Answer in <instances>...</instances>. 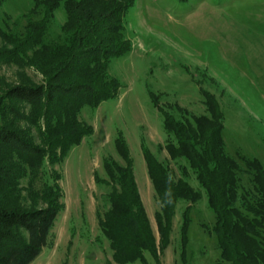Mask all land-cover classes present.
Masks as SVG:
<instances>
[{"label":"rangeland","instance_id":"1","mask_svg":"<svg viewBox=\"0 0 264 264\" xmlns=\"http://www.w3.org/2000/svg\"><path fill=\"white\" fill-rule=\"evenodd\" d=\"M45 5L47 0L0 1V54L18 45L27 37L29 26L41 19L48 23L42 30L47 41L64 42L70 28L63 2L46 17ZM124 24L132 47L111 59L108 67L109 74L121 83L118 93L94 108L85 105L62 116V120L77 116L85 126L91 124L93 132L72 145L62 162L46 154L35 167L9 154V163L18 170L8 190L14 201L24 207L45 205L42 185L49 179L58 181V191L63 194L53 228L54 244L45 246L30 264H105L107 260L122 264L113 259L110 241L98 222V212L109 207L107 196L112 189L105 158L124 164L116 147L119 133L128 144L142 202L159 237L155 212L161 203L148 173L144 147L169 163L177 175L180 173L165 147L168 134L160 106L176 113L175 109L180 108L199 115L207 113V92L217 99L224 115L223 151L241 171L248 195L243 197L240 192L237 204L245 212L250 199L264 193L258 182L262 180L259 171L247 163L255 158L264 171V0H132ZM42 44L38 41L24 47V43L22 56L0 55V125L20 130L49 150L43 133L48 119L42 106L5 96L12 85L44 82L43 71L31 57L42 49ZM44 57L47 54L37 60L45 61ZM36 120L43 130H39ZM189 170L191 183L203 195L190 209L186 243L181 226L188 202L181 200L171 242L160 254V261L146 251V260L124 264H227L221 258L213 228L214 210ZM97 177L102 180L97 181Z\"/></svg>","mask_w":264,"mask_h":264},{"label":"trees","instance_id":"2","mask_svg":"<svg viewBox=\"0 0 264 264\" xmlns=\"http://www.w3.org/2000/svg\"><path fill=\"white\" fill-rule=\"evenodd\" d=\"M47 1L44 17L63 2L71 29L67 28L69 34L64 42L47 41L42 30L45 31L48 23L41 19L40 23L36 21L29 26L27 37L18 45L1 52L10 57L22 56L24 43V47L38 41L44 43L40 51L31 55L46 77L44 82L12 85L5 91V96L42 106L48 123L43 130L40 122H35L39 130H43L49 150L35 144L20 130L0 125V264H30L45 246H53V228L62 208L59 199L63 197L58 191V181L49 179L42 185L45 205L24 207L14 201L8 190H11L13 175L18 174V170L9 163V154L13 153L35 167L46 154L48 158L62 162L72 145L93 132V126H85L77 116L62 120L63 113L72 114L85 105L94 108L102 100L115 96L121 83L109 74V62L132 47L124 24L132 0ZM40 2L44 3V0ZM5 34L10 35V32ZM43 52L47 54L45 61L37 60L46 55ZM48 57L51 60H46ZM206 96L207 113L199 115H190L180 108L175 109L176 113L159 105L168 134L165 147L178 165L179 175L169 163L144 147L148 173L161 203L155 212L159 237L142 202L128 144L121 133L116 137V147L124 164L105 158L112 189L107 196L109 207L98 212L100 229L110 241L115 262L146 260V251L160 261V254L171 242L174 216L181 200L188 202L183 209L181 226L182 239L186 243L190 209L203 195L189 179L191 169L214 210L213 228L218 235L221 258L227 264H264V193L253 201L250 199L247 211L243 212L238 206V194L248 196L243 177L223 151V112L217 99L208 92ZM51 120L55 122L50 123ZM247 163L259 171L257 175L262 180L260 178L258 182L264 191V171L260 170L263 167L256 165L255 158ZM101 180L97 177V181ZM57 194H60L59 198H56ZM105 264L115 263L107 260Z\"/></svg>","mask_w":264,"mask_h":264}]
</instances>
